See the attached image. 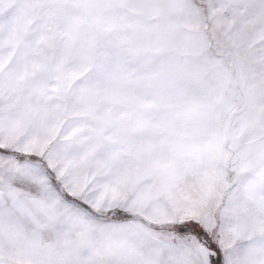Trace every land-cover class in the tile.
<instances>
[{
  "label": "snow or ice",
  "instance_id": "obj_1",
  "mask_svg": "<svg viewBox=\"0 0 264 264\" xmlns=\"http://www.w3.org/2000/svg\"><path fill=\"white\" fill-rule=\"evenodd\" d=\"M0 264H264V0H0Z\"/></svg>",
  "mask_w": 264,
  "mask_h": 264
}]
</instances>
